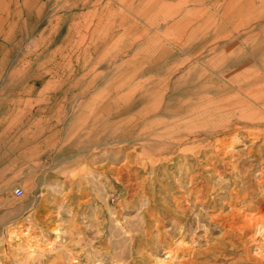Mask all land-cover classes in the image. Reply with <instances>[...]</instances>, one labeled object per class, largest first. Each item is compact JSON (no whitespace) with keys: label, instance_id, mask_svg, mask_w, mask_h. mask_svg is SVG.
<instances>
[{"label":"rangeland","instance_id":"obj_1","mask_svg":"<svg viewBox=\"0 0 264 264\" xmlns=\"http://www.w3.org/2000/svg\"><path fill=\"white\" fill-rule=\"evenodd\" d=\"M263 122L264 0H0V264H264Z\"/></svg>","mask_w":264,"mask_h":264},{"label":"bare ground","instance_id":"obj_2","mask_svg":"<svg viewBox=\"0 0 264 264\" xmlns=\"http://www.w3.org/2000/svg\"><path fill=\"white\" fill-rule=\"evenodd\" d=\"M204 93V92H203ZM189 94H191V93H189ZM260 95H262V94H260ZM187 96H188V94H187ZM263 97V96H262ZM220 106H223V105H219V106H216V107H220ZM222 109H224V107L223 108H215L214 109V111L216 112V113H220V111L219 110H222ZM154 112V111H153ZM236 112V111H235ZM234 114V113H233ZM246 116L245 117H253V116H258V118H257V120H259V121H263V116H260V114L257 112V111H250V112H248V113H246L245 114ZM173 122V121H172ZM171 122V123H172ZM264 123V122H263ZM148 124V123H147ZM149 126H152V125H150V122H149V124H148ZM154 125V124H153ZM180 129H181V126H180ZM209 136H211V138L210 139H212L214 136V138H217L218 137V134H215L214 132H211V133H209ZM217 143H218V140L216 139L215 140ZM174 143V142H173ZM181 144V143H180ZM210 145L209 144V142L208 143H206V145ZM215 144V143H214ZM207 145V146H208ZM179 146V145H178ZM215 146V145H214ZM210 147V146H209ZM154 148L155 149H159V148H162V149H164V147H161L159 144H155V146H154ZM167 147H165V149H166ZM178 149V148H177ZM211 150V149H210ZM206 152H207V150H206ZM210 154V153H209ZM259 222H261V220L259 219H256V220H249V219H244V217H243V223H244V226H243V228H250V227H252L253 225H258L259 224Z\"/></svg>","mask_w":264,"mask_h":264},{"label":"built area","instance_id":"obj_3","mask_svg":"<svg viewBox=\"0 0 264 264\" xmlns=\"http://www.w3.org/2000/svg\"><path fill=\"white\" fill-rule=\"evenodd\" d=\"M14 195L16 196V197H22L23 196V190L21 189V188H16L15 190H14Z\"/></svg>","mask_w":264,"mask_h":264}]
</instances>
